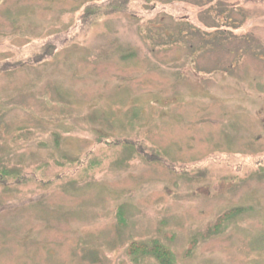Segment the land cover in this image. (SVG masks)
I'll return each mask as SVG.
<instances>
[{"label": "rangeland", "instance_id": "1", "mask_svg": "<svg viewBox=\"0 0 264 264\" xmlns=\"http://www.w3.org/2000/svg\"><path fill=\"white\" fill-rule=\"evenodd\" d=\"M0 163V264H264V0H0Z\"/></svg>", "mask_w": 264, "mask_h": 264}, {"label": "trees", "instance_id": "2", "mask_svg": "<svg viewBox=\"0 0 264 264\" xmlns=\"http://www.w3.org/2000/svg\"><path fill=\"white\" fill-rule=\"evenodd\" d=\"M230 35V34H229ZM222 36H223V38H225V39H228V40H234V36L233 35H231V36H227V35H223L222 34ZM231 37V38H230ZM214 40H216V39H214ZM219 41V40H218ZM222 42V41H221ZM221 42H218V43H221ZM230 42V41H229ZM231 43V42H230ZM119 141H115V143L114 144H111V145H109L107 148L109 149L108 150V152L110 153V150H111V152L113 153V154H116L118 151H119V149L120 148H128V147H131V148H134L135 150H137V149H140L139 147H142L141 148V150H148V148H153L152 146H147L148 148H146V143L147 142H145V144L144 143H138V142H136L134 139H129V138H120V139H118ZM106 150V149H105ZM155 151H158L157 149H154ZM106 152H107V150H106ZM107 152V153H108ZM156 153H158V152H156ZM67 157H69V156H66L65 154L63 155V156H61L60 158H58L59 160H64L65 161V163H66V165H68V163H72V162H74V163H79V162H82V160H85L86 159V157L85 156H80V157H78V158H76V159H74L73 158V161H70L69 159H67ZM72 159V158H71ZM1 162H4L5 163V161H1ZM68 162V163H67ZM2 164V163H0V170L1 171H3L4 172V174H5V177H13L14 175H19V172H17V171H15V170H13V168L11 167V168H9V164ZM44 165V163L41 165V164H39L38 162H35V164L34 165H32V166H34V167H37V168H39V169H41L42 168V166ZM264 171V170H263ZM84 173H86V172H84ZM83 173V174H84ZM44 174V173H43ZM82 174V171H81V173H79V174H77V176H81V175H83ZM182 175H188V174H186V173H182ZM192 176V175H191ZM228 214V213H227ZM227 214H224L223 215V217L225 216V215H227ZM199 236H195V238L197 239ZM136 246V247H135ZM134 247H135V249H137L138 251L140 250V252L139 253H137V254H135V255H149V254H151V255H153L154 254V256L156 255V257L158 258V259H160V260H163L165 257H171L172 258V254L170 253V251L169 250H167L168 248H166V250L165 249H161V247H159L158 245H157V243H155V241H153V242H151V241H149V242H143V243H140L139 245H135ZM142 250V251H141ZM138 257H140V256H138Z\"/></svg>", "mask_w": 264, "mask_h": 264}]
</instances>
